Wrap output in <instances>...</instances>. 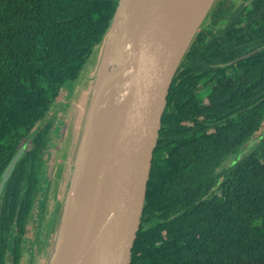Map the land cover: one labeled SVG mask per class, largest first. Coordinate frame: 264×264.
I'll list each match as a JSON object with an SVG mask.
<instances>
[{
  "label": "trees",
  "instance_id": "obj_1",
  "mask_svg": "<svg viewBox=\"0 0 264 264\" xmlns=\"http://www.w3.org/2000/svg\"><path fill=\"white\" fill-rule=\"evenodd\" d=\"M118 2L0 0V182L27 145L0 198V264H21L54 110ZM263 126L264 0H217L170 89L131 264H264Z\"/></svg>",
  "mask_w": 264,
  "mask_h": 264
},
{
  "label": "water",
  "instance_id": "obj_2",
  "mask_svg": "<svg viewBox=\"0 0 264 264\" xmlns=\"http://www.w3.org/2000/svg\"><path fill=\"white\" fill-rule=\"evenodd\" d=\"M216 1L119 0L62 213L74 215L57 230L49 264H131L170 89ZM26 148L3 173L0 198Z\"/></svg>",
  "mask_w": 264,
  "mask_h": 264
},
{
  "label": "rangeland",
  "instance_id": "obj_3",
  "mask_svg": "<svg viewBox=\"0 0 264 264\" xmlns=\"http://www.w3.org/2000/svg\"><path fill=\"white\" fill-rule=\"evenodd\" d=\"M102 51L103 44L95 47L79 80L63 89L59 105L54 110L58 114L53 116L56 123L44 165L47 181L42 186L27 228L21 264H49ZM261 134L264 135V126L257 136Z\"/></svg>",
  "mask_w": 264,
  "mask_h": 264
},
{
  "label": "bare ground",
  "instance_id": "obj_4",
  "mask_svg": "<svg viewBox=\"0 0 264 264\" xmlns=\"http://www.w3.org/2000/svg\"><path fill=\"white\" fill-rule=\"evenodd\" d=\"M117 68H119V66H116V65L115 66H112V67H107V74H112V72H114ZM110 100L116 102V104L114 105V107L112 109V112H114L117 109V107L119 106V103H120L119 100L120 99H119V97L117 95H114V96H112L110 98ZM103 115H104V110L102 112H100L99 118H102ZM73 215H74L73 212L70 213V211L67 214H65V216L64 215L63 216L61 215L60 225L63 222L64 223V226H65V230L69 227L70 222H71V220L73 218ZM64 226H63V228H64ZM63 228L61 230H59L58 233H61L62 230H63ZM51 254H52V251H51ZM51 254H50V256H51Z\"/></svg>",
  "mask_w": 264,
  "mask_h": 264
}]
</instances>
